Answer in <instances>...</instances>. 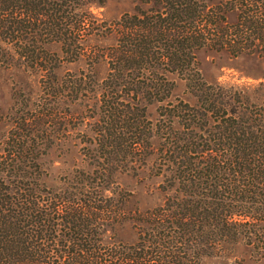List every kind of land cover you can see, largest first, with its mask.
<instances>
[{
    "label": "trees",
    "instance_id": "trees-1",
    "mask_svg": "<svg viewBox=\"0 0 264 264\" xmlns=\"http://www.w3.org/2000/svg\"><path fill=\"white\" fill-rule=\"evenodd\" d=\"M250 1L233 5L240 10L228 25L211 0H139L147 8L122 15L115 44L98 56L107 63L98 84L88 75L47 79L57 59L44 46L76 54L79 33L94 23L81 12L84 0H0V62L39 72L53 99L49 114L21 117L0 145V264H204L238 243L264 248V102L206 84L195 58L264 45L251 10L264 0ZM169 74L184 80L195 105L169 100ZM90 92L87 168L50 186L40 162L46 133L54 129L56 140L69 115L63 106ZM155 103L153 123L146 106ZM150 157L163 202L126 218L115 177L138 175ZM123 221L133 224L134 242H105Z\"/></svg>",
    "mask_w": 264,
    "mask_h": 264
},
{
    "label": "rangeland",
    "instance_id": "rangeland-1",
    "mask_svg": "<svg viewBox=\"0 0 264 264\" xmlns=\"http://www.w3.org/2000/svg\"><path fill=\"white\" fill-rule=\"evenodd\" d=\"M241 2L244 6L251 3L250 0H211L210 5L216 7V4H222V8L226 9L224 15L226 22L228 25H233L240 10L239 7L234 9L233 5ZM83 4L81 12L90 14L94 23L83 35L79 33L80 45L77 53L63 54L60 45L56 43L44 46V49L50 55L54 54L57 59L56 65L51 67V75L47 78H53L54 82L59 83L69 77L88 75L99 84L106 76L107 63L98 56L115 44V23L122 15L133 14L137 6L147 8L146 5H141L139 0H84ZM262 4L260 2V8L255 5L256 7L251 10L254 12L257 9L255 19L263 26ZM101 23H105L107 28L110 26L111 31L110 29L97 31L96 27ZM258 33L260 37H264V27ZM195 58L206 84L241 90L251 104L259 105L264 102L263 44L255 50L240 54L225 50L203 49L195 53ZM15 60L9 65L0 62V145L21 117L33 118L42 112L49 114L50 104L53 102V99L47 96L48 92L43 89L40 73L22 67L23 63ZM167 78L174 84L169 98L171 102L180 100L190 105L196 104V98L186 89L184 80L176 74H169ZM91 94L93 93L90 92L82 101L63 106V111L66 107L69 109V115L63 120L60 136H57L56 140L49 138L54 133V129L46 133L49 141L43 147L50 145V149L42 156L40 162L42 168L48 172L46 180L50 186H55L62 177L71 176L76 171L87 168L85 156L88 145L86 144L92 136L91 124L96 114L97 102L96 97H91ZM157 106L156 103L146 106L147 118L153 123L157 119ZM153 143L156 144L155 139ZM153 161L154 158L150 157L146 166H143L136 176L122 173L115 177V192L118 198L124 201L126 218H130L129 212L132 214L138 211L144 212L163 202L164 194L159 189L161 178L153 176ZM111 239L126 244L134 242L136 230L133 224L130 221L117 224L113 232H107L104 236L105 242ZM255 247L238 243L226 251L224 256L206 259L204 264H264V248Z\"/></svg>",
    "mask_w": 264,
    "mask_h": 264
}]
</instances>
